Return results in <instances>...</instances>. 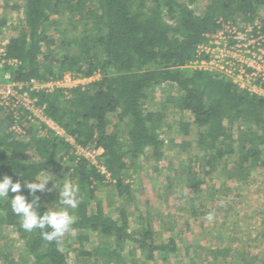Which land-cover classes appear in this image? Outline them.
Segmentation results:
<instances>
[{"label":"trees","instance_id":"16d2710c","mask_svg":"<svg viewBox=\"0 0 264 264\" xmlns=\"http://www.w3.org/2000/svg\"><path fill=\"white\" fill-rule=\"evenodd\" d=\"M198 2L22 0L14 5L22 10L21 19L12 22L5 13L0 17V40L3 28L9 27L8 54L21 61L12 70L16 79L49 80L67 72L90 76L101 71L100 78L84 89H71L69 95L60 88L35 95L40 103H47V114L77 143L103 148L100 162L115 183L105 181L90 160L71 152V145L63 138L41 135L39 121L26 118L25 134L16 133L11 128L13 113L0 108V178L7 174L14 182L23 181L46 170L60 185L67 176L78 183L81 202L74 210L76 222L71 231L75 230L82 241L89 238L84 234L89 230L99 234L102 242L93 244L90 251L81 248L84 254L94 251L97 258L107 254L110 259L120 258L129 244L133 255L139 250L148 259H154L155 253L167 259V253L180 250L172 236L166 242H156L150 226L130 230L125 205L117 206L118 216L106 214L95 194L104 181L113 184L119 195H129L132 187L124 177L130 167L149 151L155 161L165 156L160 128L171 112L181 113L176 126L181 137L179 148L187 152L193 146L199 149L192 158L193 166L199 162L203 170H214L233 163L237 178L243 180L248 179L252 167L264 166V131H260L264 129V97L222 74L185 66L196 57L198 45L220 30L221 19L242 14L246 21H253L259 15L264 30V15L260 14L264 0H209L201 7ZM63 16L71 31L67 37L68 30L57 26L63 23ZM166 83L177 84L182 95L165 98L160 109L145 106L151 91ZM65 155V161L60 160ZM21 192L29 195L27 188L22 187ZM47 193L38 192L41 211L48 207ZM48 194L56 203L59 189ZM14 195L10 191L9 198L0 199L3 222L21 235L34 264H74L62 248L68 234L57 244L44 240L39 229L31 233L22 229L19 217L11 210ZM92 201L95 204L90 209ZM197 251L186 245L188 264H197ZM224 251L215 249L214 257L226 256L232 250ZM238 264L253 263L244 256Z\"/></svg>","mask_w":264,"mask_h":264},{"label":"rangeland","instance_id":"374dc122","mask_svg":"<svg viewBox=\"0 0 264 264\" xmlns=\"http://www.w3.org/2000/svg\"><path fill=\"white\" fill-rule=\"evenodd\" d=\"M209 0H199V7ZM22 0H0V17L7 14L10 21L22 18V10L14 8ZM264 15V9L260 10ZM237 21L244 22V15L238 14ZM63 23L57 25L61 30H68L63 16ZM260 21V16L254 20ZM55 35L58 34L51 29ZM9 37V27H4L2 39ZM63 36L59 37V41ZM182 91L175 83L159 84L151 91L144 101L145 106L160 109L161 103L169 96L178 97ZM180 112H172L161 124V136L165 140L166 154L160 161L150 155L142 156L130 167L129 174L124 177L125 183H130L132 191L119 195L113 184L101 182L95 193L103 203L106 214L119 215L118 205L124 204L129 217L130 230H139L150 226L154 231V240L166 242L170 236L177 239L180 250L169 252L164 259L160 253H155L154 259L141 256L139 250L132 254L131 245L127 244L122 251V257L110 259L108 254L103 259L96 253L84 254L93 250L100 242V235L88 230L87 240L79 241L75 230L68 233L62 243L70 262L74 264H188L186 245H191L197 252V264H238L244 256L253 264H264V166L250 169L247 180L237 178L233 163L219 165L214 170H203L196 162L191 163L197 147L190 152L179 148L181 137L176 133ZM263 132L264 129L260 128ZM72 152V149H70ZM32 156L33 151L29 152ZM69 153V152H68ZM68 155V154H67ZM67 155L60 160L65 161ZM64 176V172L60 173ZM41 175H53L44 173ZM55 180L49 181L46 192L57 189ZM63 184V181L61 182ZM58 186L60 184L57 183ZM47 193L46 202L49 208L56 205ZM91 202L90 209L93 208ZM214 212L212 221L205 217L208 212ZM115 212V213H113ZM88 233V234H87ZM79 242V243H78ZM93 244L95 246H93ZM81 247H80V246ZM106 248L112 250V247ZM232 251L215 258V249ZM96 251V250H95ZM120 252V251H119ZM121 253V252H120ZM0 264H34L33 256L27 251L21 235L14 227L3 222L0 211Z\"/></svg>","mask_w":264,"mask_h":264},{"label":"built area","instance_id":"2783aa9c","mask_svg":"<svg viewBox=\"0 0 264 264\" xmlns=\"http://www.w3.org/2000/svg\"><path fill=\"white\" fill-rule=\"evenodd\" d=\"M7 44L8 38L0 40V108L13 113L12 130L24 135L26 118L39 121L41 135L54 134L63 138L78 158L90 160L104 174L105 181L115 183L116 179L100 162L103 148L77 143L73 135L47 114V103H40L39 96L35 95L53 92L57 88L69 95L71 89H84L88 83L100 78L101 71L90 76L67 72L56 79L18 80L12 70H16L21 61L9 56ZM185 66L191 70L222 74L251 93L264 97V30L261 21L221 19L220 30L198 45L196 57ZM5 73H10L7 79Z\"/></svg>","mask_w":264,"mask_h":264},{"label":"clouds","instance_id":"9594fccd","mask_svg":"<svg viewBox=\"0 0 264 264\" xmlns=\"http://www.w3.org/2000/svg\"><path fill=\"white\" fill-rule=\"evenodd\" d=\"M10 73H5L7 79ZM46 173H50L44 170ZM53 175L36 174L32 179H17L15 182L11 175L5 174L0 178V199L9 198V192L15 194L10 199L12 212L19 217L20 225L26 232L39 229L41 236L48 242H59L64 236L71 232L76 222L74 210H76L81 202L80 187L78 183H74L68 176L63 179V184L55 187L59 189L56 205L52 208L44 207L46 210L41 211V197L39 193H43L48 189L49 181L54 180ZM22 187L29 190V195L21 192ZM31 196V199H29ZM214 212H208L206 219L212 221Z\"/></svg>","mask_w":264,"mask_h":264}]
</instances>
